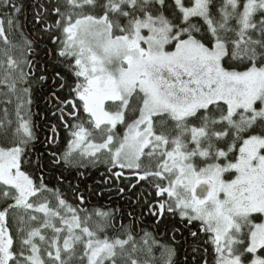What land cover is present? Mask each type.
Segmentation results:
<instances>
[{
	"label": "snow or ice",
	"instance_id": "snow-or-ice-1",
	"mask_svg": "<svg viewBox=\"0 0 264 264\" xmlns=\"http://www.w3.org/2000/svg\"><path fill=\"white\" fill-rule=\"evenodd\" d=\"M0 264H264V0H0Z\"/></svg>",
	"mask_w": 264,
	"mask_h": 264
},
{
	"label": "trees",
	"instance_id": "trees-1",
	"mask_svg": "<svg viewBox=\"0 0 264 264\" xmlns=\"http://www.w3.org/2000/svg\"><path fill=\"white\" fill-rule=\"evenodd\" d=\"M105 201V199H103V200H100V201H93V203L94 204H96L98 207H104V208H107V207H110L111 205H104V202Z\"/></svg>",
	"mask_w": 264,
	"mask_h": 264
},
{
	"label": "flooded vegetation",
	"instance_id": "flooded-vegetation-1",
	"mask_svg": "<svg viewBox=\"0 0 264 264\" xmlns=\"http://www.w3.org/2000/svg\"><path fill=\"white\" fill-rule=\"evenodd\" d=\"M103 203H104V205H110V202L107 198H105V201Z\"/></svg>",
	"mask_w": 264,
	"mask_h": 264
}]
</instances>
